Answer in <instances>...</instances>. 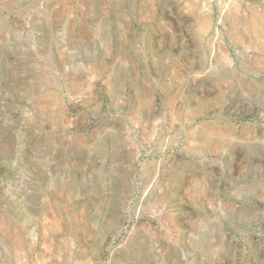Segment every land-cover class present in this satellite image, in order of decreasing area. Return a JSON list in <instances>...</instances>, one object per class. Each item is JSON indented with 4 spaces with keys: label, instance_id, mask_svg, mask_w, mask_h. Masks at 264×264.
<instances>
[{
    "label": "rangeland",
    "instance_id": "1",
    "mask_svg": "<svg viewBox=\"0 0 264 264\" xmlns=\"http://www.w3.org/2000/svg\"><path fill=\"white\" fill-rule=\"evenodd\" d=\"M0 264H264V0H0Z\"/></svg>",
    "mask_w": 264,
    "mask_h": 264
}]
</instances>
